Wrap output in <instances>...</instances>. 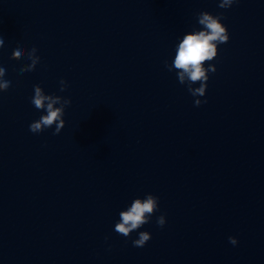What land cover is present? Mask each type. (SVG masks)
<instances>
[{
	"label": "clouds",
	"instance_id": "clouds-1",
	"mask_svg": "<svg viewBox=\"0 0 264 264\" xmlns=\"http://www.w3.org/2000/svg\"><path fill=\"white\" fill-rule=\"evenodd\" d=\"M237 0H220L219 7L228 9ZM223 14L213 15L207 11L198 14V23L202 26V30L193 31L185 35L176 48L174 60L171 65L165 62V66L169 71L177 70V78L180 84H186L189 93L193 97H203L207 90V81L209 73L216 71L215 65L210 62L218 55V45L227 43L229 40V32L221 22ZM4 40L0 38V47H3ZM37 48L34 46L27 51L25 55L24 47H17L13 50L11 59L20 60L25 56L30 63L20 68V74L35 70L36 65L40 62V57L36 54ZM207 62V67L205 66ZM6 70L0 67V92L7 91L12 81L4 79ZM199 83V87L192 85ZM67 82L60 80V91L67 89ZM34 95L31 103L37 110H43L46 114L42 115L38 120L33 121L29 125V131L38 134L45 129L52 128L55 125L53 135H58L65 126V108L72 101L59 95L45 94L40 85H34ZM199 98L194 100V105L199 107L202 103ZM59 105V106H57ZM159 210V197L149 193L143 199L135 198L126 210L119 213V221L115 224V232L129 237L133 231L139 230L143 225L150 222L154 213ZM156 223L159 227H163L166 223L165 215L161 214L157 217ZM151 239V233L148 231H139L138 238L132 241L133 247H144ZM232 245L238 243L235 237H229Z\"/></svg>",
	"mask_w": 264,
	"mask_h": 264
}]
</instances>
